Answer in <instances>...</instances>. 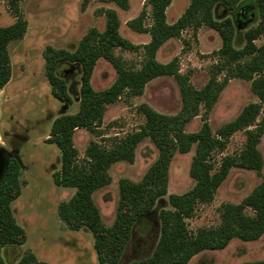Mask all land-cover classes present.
I'll list each match as a JSON object with an SVG mask.
<instances>
[{
    "label": "trees",
    "instance_id": "trees-1",
    "mask_svg": "<svg viewBox=\"0 0 264 264\" xmlns=\"http://www.w3.org/2000/svg\"><path fill=\"white\" fill-rule=\"evenodd\" d=\"M21 1L8 0L16 19L0 25V89L11 80L13 73L9 44L23 38L29 22L21 9ZM114 1L122 8L129 7V0ZM172 0H146L151 11L145 9L130 19L128 24L139 32L150 33V40L135 44L120 31L118 12L106 8V27H92L74 50L48 45L43 51L45 73L52 93L59 100L71 101L67 79L60 73L65 64H76L80 69L78 88L79 109L60 113L52 122L47 141L55 143L61 151V167L53 172L56 184L74 187L75 192L58 205L61 220L71 229L87 227L94 235L98 264H121L126 247L136 239V234L153 228L156 216L159 229L152 252L134 259L130 264H188L199 252L226 248L233 239L257 240L264 235V176L252 192L241 202H226L221 207L222 220L217 226L201 227L191 231L187 219L193 217L199 202L214 199L216 192L233 167L260 171L264 156L259 148L264 135V115L259 119L264 103V45L256 39L264 34V0H189L184 12L174 22L167 20V7ZM224 8V9H223ZM232 10V16H221L220 10ZM255 10V22L247 21ZM148 18L151 22L148 23ZM206 25L219 32L222 45L214 51L219 61L202 88L189 81V74L180 70L178 57L162 62L157 52L169 39L181 37L188 28L197 30ZM244 26V27H243ZM244 40L236 44L238 30ZM144 49L139 67L128 62L116 52L117 48ZM100 58L108 60L115 68V80L107 87L97 89L92 84L95 66ZM224 71L223 78H219ZM171 75L180 86L182 106L176 113L157 110L147 102L139 105L145 114L140 128L128 132L110 146L92 139L86 147V158L79 160V150L74 141L78 128H87L97 136L105 137L100 130L109 104L124 94L141 95L153 78ZM233 78L249 80L257 101L247 103L231 120L216 130L207 120L200 129L186 130L187 124L200 114L201 108L212 109L221 92ZM246 132V144L238 152L227 153L217 161L216 152H222L229 138L237 131ZM150 138L157 147L158 157L139 181L128 177L119 180V200L112 225L105 224L94 193L111 182L109 172L118 161L133 162L141 141ZM106 140V138H103ZM195 147L190 165L194 185L182 193H169V207L159 210L156 205L168 192L169 171L177 152L187 153ZM21 161H9L0 182V246L22 245L27 241V231L13 213L11 203L22 193L20 179ZM250 210L251 212L247 211ZM49 264L27 251L15 264ZM0 264H6L0 257ZM242 264H264V259L247 260Z\"/></svg>",
    "mask_w": 264,
    "mask_h": 264
},
{
    "label": "rangeland",
    "instance_id": "rangeland-1",
    "mask_svg": "<svg viewBox=\"0 0 264 264\" xmlns=\"http://www.w3.org/2000/svg\"><path fill=\"white\" fill-rule=\"evenodd\" d=\"M144 1L132 0L133 11L138 10V7L141 10ZM183 1L180 0L178 7H182ZM107 7L109 3L104 0L21 1V9L29 22V28L23 38L13 40L9 44L14 77L6 89L0 90V146L8 152L16 150L21 160L19 175L22 193L12 201L11 206L17 222L26 229L28 237L22 245L0 246V257L6 264H15L27 251L33 252L39 260L49 264H98L91 230L71 229L64 224L58 213L59 203L69 199L75 188L55 183L53 172L61 167V151L55 143L46 139L53 120L62 112L63 104H68L64 110L66 112H76L79 109L77 95L80 69L73 63L61 67L60 73L67 79L71 94V101H61L52 93L45 73L43 51L48 45L74 50L92 27L104 30ZM146 10L151 11L149 6ZM119 11L122 33L130 36L131 27L127 21L132 10L120 8ZM222 11L220 10L221 16H232V10L227 9L223 13ZM15 19L8 0H0V25L11 24ZM170 20L172 21V18ZM255 20L252 18L249 25ZM147 21L150 23L151 18ZM201 29H186L180 38L170 40L157 52V58L162 62L178 57L181 72L189 74V81L196 88H202L212 76L214 65L219 61L214 51L222 45L219 33L217 35L209 33L205 28ZM243 31L238 30V46L244 44L241 37ZM135 39L142 45L146 37L144 33H138ZM256 42L258 45H264V34L256 39ZM116 52L136 67L143 62L142 47L134 51L117 48ZM116 75L113 65L105 59H100L92 77L93 85L97 89L105 88L115 80ZM223 76L224 71L218 75L220 79ZM257 100L249 80L233 78L225 86L213 108L207 110L202 107L200 114L187 124L186 130L200 129L204 120L216 130L223 123L233 119L247 103ZM143 102L165 113L179 111L182 98L176 78L171 75L155 77L148 82L143 94H124L115 103L108 105L99 127L105 132V137L97 136L90 129L78 128L74 141L79 150V160L86 158V147L92 139L110 146L114 142V136L115 141H118L128 132L140 128L145 122V114L139 109ZM263 115L264 103L259 119ZM246 137L244 130L234 133L227 141L226 148L215 153L216 160L219 161L224 154L240 151L246 144ZM259 148L264 156V135ZM194 152L195 147L187 153L177 152L173 157L168 192L156 205L158 210L170 206L169 193H182L194 185L195 180L190 175ZM158 154L155 144L150 138H146L139 143L133 162L123 160L112 165L109 170L111 182L94 193L106 225H112L116 217L120 178L141 180ZM263 176L264 166L260 171L233 167L214 199L197 204L194 216L187 219L189 229L196 231L201 227L219 225L222 220V205L226 202H241ZM247 211L251 212L249 209ZM158 222L155 216L152 229L136 234V239L126 247L121 264H130L132 260L152 252L158 236ZM257 259H264V235L252 241L235 238L224 249L199 252L188 264H242L244 261Z\"/></svg>",
    "mask_w": 264,
    "mask_h": 264
},
{
    "label": "crops",
    "instance_id": "crops-1",
    "mask_svg": "<svg viewBox=\"0 0 264 264\" xmlns=\"http://www.w3.org/2000/svg\"><path fill=\"white\" fill-rule=\"evenodd\" d=\"M104 1H106V0H104ZM189 1V0H188ZM187 0H184L183 2H182V7H178V3L180 2V0H172V2H171V4L167 7V20L169 21V22H174V21H176L177 19H178V17L184 12V10H185V8L188 6V4H189V2H188ZM108 3H109V7H107V8H113V9H115L117 12H118V15H119V17H120V14H119V9L121 8V9H123V10H126V11H131L132 13L128 16V19L130 20V19H132V18H134V17H136V16H138L141 12H142V10L144 9V8H147L148 6L150 7V9H151V6L150 5H147V6H145V3H146V0L143 2L144 3V6H143V8L141 9V10H139V7L137 8L138 10H136V11H133V9H132V6H133V3H132V0H129V7L127 8V9H125V8H122L121 6H119L116 2H114V1H107ZM111 3V4H110ZM116 4V5H115ZM180 4V3H179ZM118 7H120V8H118ZM136 12V13H135ZM170 18H172V21L170 20ZM128 20V21H129ZM120 21H122L121 19H120ZM128 21H127V23H128ZM129 25V24H128ZM106 27V26H105ZM122 22H121V26H120V31H121V33H122ZM132 28V27H131ZM130 28V29H131ZM207 29V31H210L209 33H217V35H218V31L217 30H215V29H213V28H211V27H208V26H206V25H203V26H201L200 27V29ZM105 29V28H104ZM130 29H129V32L130 33H132V34H130V36H126V35H124L123 33V35L124 36H126V37H128L130 40H132L135 44H139V45H141L139 42H137V39H135V37H137V34L138 33H144L145 34V37H146V40H145V42L143 43V44H145L146 42H148L149 40H150V38H151V36H150V33H148V32H139V31H137V30H135V29H131L132 31H130ZM201 29V30H202ZM28 31V30H27ZM184 32V31H183ZM131 35H133V37L131 36ZM175 38H177V37H174V38H171V39H169L167 42H165L163 45H165L166 43H168L170 40H172V39H175ZM142 44V45H143ZM162 45V46H163ZM161 46V47H162ZM159 51V50H158ZM100 59H104V58H100ZM99 59V60H100ZM98 60V61H99ZM106 60V59H105ZM108 61V60H107ZM98 63V62H97ZM13 65V64H12ZM97 65V64H96ZM95 68H96V66H95ZM95 71V70H94ZM14 71H13V73H12V77H11V80L5 85V87L4 88H2V89H0L1 91L3 90V89H6V86L10 83V82H12V80H13V77H14ZM93 75H94V72H93ZM93 77V76H92ZM92 84H93V82H92ZM94 86V85H93ZM78 96V95H77ZM79 100V99H78ZM65 104H63V106H64ZM66 105H68V104H66ZM110 105V104H109ZM61 110H62V112L61 113H63V112H66V111H64L65 110V108L64 107H62L61 108ZM57 117V116H56ZM60 150V149H59ZM84 228H86V229H88L87 227H83V228H81V229H84ZM79 230V229H78ZM89 230V229H88Z\"/></svg>",
    "mask_w": 264,
    "mask_h": 264
},
{
    "label": "water",
    "instance_id": "water-1",
    "mask_svg": "<svg viewBox=\"0 0 264 264\" xmlns=\"http://www.w3.org/2000/svg\"><path fill=\"white\" fill-rule=\"evenodd\" d=\"M254 16H255V10L251 13L247 21L250 22L251 19L254 18ZM66 107L67 105L65 104L64 108ZM8 164H9V158L7 157L5 149L0 146V182L4 177Z\"/></svg>",
    "mask_w": 264,
    "mask_h": 264
},
{
    "label": "flooded vegetation",
    "instance_id": "flooded-vegetation-1",
    "mask_svg": "<svg viewBox=\"0 0 264 264\" xmlns=\"http://www.w3.org/2000/svg\"><path fill=\"white\" fill-rule=\"evenodd\" d=\"M64 107V106H63ZM6 154H7V157L9 158V161L12 159V158H17L20 160L19 156L16 154V150H14L13 152H8L6 151ZM11 153H14V154H11ZM21 161V160H20Z\"/></svg>",
    "mask_w": 264,
    "mask_h": 264
}]
</instances>
